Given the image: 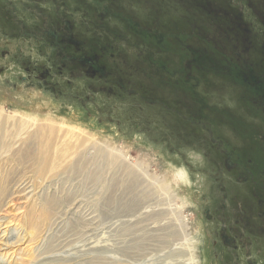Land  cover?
Returning a JSON list of instances; mask_svg holds the SVG:
<instances>
[{"label":"rangeland","instance_id":"rangeland-1","mask_svg":"<svg viewBox=\"0 0 264 264\" xmlns=\"http://www.w3.org/2000/svg\"><path fill=\"white\" fill-rule=\"evenodd\" d=\"M217 2L247 14L264 49V0ZM202 3L0 0V264H213L202 219L208 163L180 116L189 119L197 103L206 115L216 107L259 132L264 120L249 105L242 76L259 51L244 55L241 41ZM83 55L111 73L106 85L81 74L69 79L68 65L81 72L75 60ZM34 64L62 71L53 92L19 80ZM44 150L60 155V166L46 168ZM116 155L128 164L119 165ZM181 169L187 180L179 179ZM100 210L92 227L87 215ZM140 246L135 260L123 255Z\"/></svg>","mask_w":264,"mask_h":264},{"label":"flooded vegetation","instance_id":"flooded-vegetation-1","mask_svg":"<svg viewBox=\"0 0 264 264\" xmlns=\"http://www.w3.org/2000/svg\"><path fill=\"white\" fill-rule=\"evenodd\" d=\"M202 4L203 10L216 16L218 24L231 38L241 41L244 55L255 49L259 51L260 60L254 61L251 72L243 69L242 76L247 77L244 78V91L248 93L249 105L257 113V119L263 121L264 49L259 50V36L243 11L238 13L241 16L237 15L225 8L227 3L221 4L217 0H203ZM262 8L264 15V4ZM261 24L264 26V20ZM75 62L81 72L75 70L71 62L66 71L69 79L74 78L73 74H81L97 77L104 85L108 83L107 77L111 73L100 65L99 59L91 60L83 55ZM52 71V67L34 64L19 80L30 88L53 92L54 79L64 76L62 71L56 75ZM57 93L63 95L61 91ZM196 105L198 109L189 119L180 116L181 111L179 116L185 125H192L188 136L204 148L208 163L205 171L212 192L206 193L210 197L208 207L202 213L207 225L204 231L207 253L213 264H264V132L242 119H230L216 107L209 110L212 116L206 115L200 112L201 104ZM87 117L92 119L89 113ZM142 134L147 136L146 132Z\"/></svg>","mask_w":264,"mask_h":264},{"label":"bare ground","instance_id":"bare-ground-1","mask_svg":"<svg viewBox=\"0 0 264 264\" xmlns=\"http://www.w3.org/2000/svg\"><path fill=\"white\" fill-rule=\"evenodd\" d=\"M26 42H27V40H26ZM9 60V59H8ZM11 61V60H10ZM6 62V61H5ZM11 63V62H10ZM13 64V63H12ZM28 94L29 95H31V96H37L39 99H48V101H50V100H52L51 98H50V96H47V95H45L44 93H40V94H38V93H35L34 91H29L28 92ZM70 111L71 112H73V115H78L79 116V113H80V110H78L77 108H75V107H73V106H71L70 107ZM33 120V119H32ZM6 124H7V122H6ZM22 124V123H21ZM4 125V124H3ZM12 125H13V123H12ZM11 125V126H12ZM21 127V126H20ZM11 128V127H10ZM45 129L46 130H48V131H52V132H54V130L56 131L57 129L55 128V127H45ZM76 130H80V128H78V127H76L75 128ZM58 131V130H57ZM54 134V133H53ZM79 135L81 136V135H83L82 134V130L80 131V133H79ZM84 136V135H83ZM58 137V136H57ZM75 137V136H74ZM77 137V140H79V142L81 143V142H83V137H79V136H76ZM2 139V138H1ZM68 139V138H67ZM68 141H72L71 139L70 140H68ZM67 141V142H68ZM88 141V143L90 144V145H92V146H94V147H96V146H99V145H104V144H97V143H92V141L91 140H87ZM171 141V140H170ZM85 142H86V140H85ZM87 143V142H86ZM87 143V144H88ZM99 143V142H98ZM68 145V144H67ZM70 145V144H69ZM71 145H72V143H71ZM65 146V145H64ZM106 146H108V145H106ZM61 148V147H60ZM49 150H50V148H49ZM115 150V149H114ZM45 152V153H44ZM54 152V151H53ZM43 153L46 155L45 156V158L43 159V163H46L47 162V164H46V168H49L50 167V169L51 168H53V167H56V166H58L59 165V163H60V161H62L60 158H62L60 155L58 156V155H55L54 157H49V154L44 150L43 151ZM50 153V152H49ZM52 154V153H51ZM52 156V155H51ZM114 157V156H113ZM118 161H120V163H119V165H121L122 167H123V165L125 164V165H127L128 163H127V161H126V158L124 157V156H117L116 155V157H115ZM66 160V159H65ZM51 162V163H50ZM202 162H203V159H202ZM49 163L51 164V165H49ZM60 166V165H59ZM45 168V167H44ZM43 168V169H44ZM181 168V167H180ZM49 169V170H50ZM55 170V169H54ZM180 172H179V179L181 178V179H183V180H187V176H188V174H187V172L185 171V170H179ZM178 177V176H177ZM198 178L200 179V178H202L201 176H198ZM180 179V180H181ZM190 180V179H189ZM182 181V180H181ZM202 188H203V192L204 193H208L209 195H210V192H212V190H211V187L209 186L210 184H209V180L208 179H204V180H202ZM212 194V193H211ZM83 196V195H82ZM210 197V196H209ZM208 197V198H209ZM77 198V197H76ZM75 199V198H74ZM73 199V200H74ZM71 202V201H70ZM65 203V202H64ZM94 203V202H93ZM98 203V202H97ZM72 204V203H71ZM70 204V205H71ZM54 206V205H53ZM52 206V204H51V206H49L48 207V209H50V208H52L53 207ZM71 207V206H70ZM78 207H79V205H78ZM77 207V208H78ZM93 207H95V206H93ZM76 208V209H77ZM80 208V207H79ZM82 208V207H81ZM100 208H103L104 209V207L103 206H100V205H98V209H100ZM102 209V210H103ZM52 210V209H51ZM71 211V210H70ZM79 211V210H78ZM89 211V210H88ZM111 211H112V209H111ZM72 212V211H71ZM85 212V211H84ZM100 213V215H97V217L96 216H94L92 213V215L91 214H88L87 215V219L89 220V224L92 226L93 225V223L92 222H94V221H97V220H100L101 219V217H103V215H104V212H102L101 213V210L99 211ZM105 212H106V210H105ZM94 213V212H93ZM107 214H109V213H107ZM86 215V214H85ZM112 216V215H111ZM113 217V216H112ZM81 218V217H80ZM111 218V217H110ZM109 218V219H110ZM76 219H78V218H76ZM113 219V218H112ZM67 220V219H66ZM73 220H75V219H73ZM111 220V219H110ZM116 219H114L113 221H111V222H114ZM125 220V219H124ZM127 220V219H126ZM125 220V221H126ZM69 221V220H68ZM105 221H108V220H105ZM128 221V220H127ZM130 221V220H129ZM66 222V221H65ZM109 222V221H108ZM124 222V221H123ZM67 223H69V222H67ZM87 223V222H86ZM99 223V222H98ZM106 223V222H105ZM62 224V223H61ZM70 224V223H69ZM77 224V223H76ZM100 224H101V222H100ZM78 225V224H77ZM106 225V224H105ZM116 225V224H115ZM114 225V226H115ZM119 225H121V224H119ZM128 225H130V224H128ZM89 226V225H88ZM104 226V225H103ZM110 226V225H109ZM127 226V225H126ZM93 227V226H92ZM112 227V226H111ZM58 228V227H57ZM71 228H72V225H71ZM95 228V227H94ZM61 229V228H60ZM63 229V228H62ZM73 229V228H72ZM71 229V230H72ZM98 229V228H97ZM101 229V228H100ZM106 229V228H105ZM70 230V229H69ZM77 230V229H76ZM103 230V229H102ZM64 231V230H63ZM87 231V233L88 232H90V231H92V230H90V229H87L86 230ZM96 230H94V232H95ZM106 231V230H105ZM109 231V230H108ZM111 231H113L112 229H111ZM119 231V230H118ZM125 231V230H124ZM144 231H146V230H144ZM75 232V231H74ZM81 232V230L78 232V233H80ZM117 232V231H116ZM123 232V231H122ZM133 232V231H132ZM148 232V231H147ZM76 233V232H75ZM86 233V232H85ZM90 233H93V232H90ZM96 233V232H95ZM100 233V232H99ZM120 233V232H119ZM105 234V233H104ZM63 235V234H62ZM77 235V234H76ZM89 235V234H88ZM111 235V234H110ZM114 235H115V233H114ZM60 236V235H59ZM69 236V235H68ZM74 237H76L75 236V234L73 235ZM78 236V235H77ZM85 236V235H84ZM100 236V235H99ZM98 236V237H99ZM118 236V235H117ZM121 236V235H120ZM141 236H142V234H141ZM145 236V235H144ZM150 236H151V234H150ZM149 236V237H150ZM64 237V236H63ZM79 237V236H78ZM110 236H108L107 238H109ZM157 237V236H156ZM72 238V237H71ZM84 238V237H83ZM94 238V237H93ZM111 238V237H110ZM114 238V237H113ZM117 238V237H116ZM138 238V237H137ZM147 238V237H146ZM57 239V238H56ZM60 239V238H59ZM63 239V238H62ZM65 239V238H64ZM77 239V238H76ZM100 239V238H99ZM117 239H119V238H117ZM82 240V239H81ZM91 240V239H90ZM92 240H95V239H92ZM103 240V239H102ZM137 240V239H136ZM142 240V239H141ZM151 240V239H150ZM70 241V240H69ZM76 241V240H75ZM77 241H79L78 239H77ZM139 240H137V242H138ZM143 241H145V240H143ZM147 241H149V240H147ZM152 241V240H151ZM65 242V241H64ZM107 241H105V243H106ZM74 243H76V242H74ZM78 243V242H77ZM93 243V242H92ZM97 243V242H96ZM99 243V242H98ZM111 243V242H110ZM132 243H134V242H132ZM139 243V242H138ZM145 243H147V242H145ZM89 243H87V245H88ZM95 244V243H94ZM93 244V245H94ZM108 244V243H107ZM106 244V245H107ZM116 244V243H115ZM118 244V243H117ZM116 244V245H117ZM149 244V243H148ZM77 245V244H76ZM80 245V244H79ZM81 245H84V244H82L81 243ZM97 245V244H96ZM96 245H94V246H96ZM105 245V244H104ZM151 245V244H150ZM56 246V245H55ZM58 246H59V244H58ZM70 246V245H69ZM86 246V245H85ZM90 246V245H89ZM99 246V245H98ZM110 246V245H109ZM113 246V245H112ZM125 246V245H124ZM146 246V245H145ZM67 247V246H66ZM84 247V246H83ZM97 247V246H96ZM141 247L142 246H140V247H133L132 249H130V250H128V251H126V252H124L125 251V249L122 251L123 252V255L125 256V257H127V258H130V259H134L135 260V257L137 258L140 254H142V252L140 253V251H142V250H144V249H141ZM153 247V246H152ZM90 248V247H89ZM115 248H118V247H115ZM149 248V247H148ZM147 248V249H148ZM51 249V248H50ZM69 249V248H68ZM91 249V248H90ZM93 249V248H92ZM95 249V248H94ZM106 249V248H105ZM110 249H112L111 247H110ZM74 250V249H73ZM103 250H104V248H103ZM113 250H114V248H113ZM113 250H112V252H113ZM55 251V250H54ZM54 251L52 250V252L54 253ZM61 251V250H60ZM60 251H58V252H60ZM96 251L97 250H95L94 252L96 253ZM111 251V250H110ZM155 251V250H154ZM45 252V251H44ZM49 252V251H48ZM66 252V251H65ZM93 252V253H94ZM99 252V251H98ZM97 252V253H98ZM146 252H149V251H146ZM151 252V251H150ZM150 252L148 253V254H150ZM42 253H43V251H42ZM46 253V252H45ZM62 253V252H61ZM70 253V252H69ZM97 253L95 254V256H97ZM102 253V252H101ZM104 253V252H103ZM105 253H106V251H105ZM144 253V252H143ZM59 254V253H58ZM73 254H75V253H73ZM126 254V255H125ZM64 255V254H63ZM98 255H100V254H98ZM102 255V254H101ZM111 255V254H110ZM113 255V254H112ZM107 256V255H106ZM115 256H117V254H115ZM141 256V255H140ZM48 255L46 256V255H44L42 258L41 257H39V258H41V260H38L39 262L40 261H42V260H48ZM59 258H60V256H58ZM58 257H54V258H58ZM64 257H67V256H64ZM53 258V257H52ZM62 258V257H61ZM102 258V257H101ZM114 258V257H113ZM119 258V257H118ZM66 259V258H65ZM78 259H80V258H78ZM96 259V258H95ZM94 259V260H95ZM103 259H105V258H103ZM112 259V258H111ZM121 259V258H120ZM119 259V260H120ZM144 259H145V257H144ZM147 259V258H146ZM60 260V259H59ZM62 260V259H61ZM61 260H60V262H61ZM99 260V259H98ZM97 260V261H98ZM117 260V259H116ZM118 260V261H119ZM72 261V260H71ZM74 261V260H73ZM112 261H114V260H112ZM43 262V261H42ZM47 262V261H46ZM53 261L51 260V262L49 261V263H52ZM67 262H69V261H67V260H63L62 262H61V264H66ZM76 262H77V260H76ZM127 262H128V260H127ZM126 262V263H127ZM48 263V262H47ZM56 263H57V261H56ZM85 264H94L95 262L93 261V260H87L86 262H84ZM83 263V264H84ZM45 264V263H44ZM58 264H60V263H58ZM78 264V263H77ZM101 264V263H100ZM105 264V263H104ZM133 264H135V263H133Z\"/></svg>","mask_w":264,"mask_h":264}]
</instances>
